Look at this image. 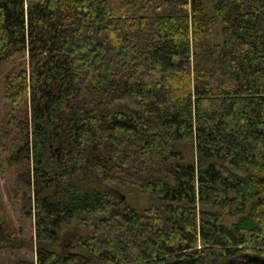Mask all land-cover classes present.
Listing matches in <instances>:
<instances>
[{
  "label": "trees",
  "instance_id": "trees-1",
  "mask_svg": "<svg viewBox=\"0 0 264 264\" xmlns=\"http://www.w3.org/2000/svg\"><path fill=\"white\" fill-rule=\"evenodd\" d=\"M211 4L0 0L4 96L30 104L0 122L34 194L37 261L16 264H263L264 0ZM131 188L148 206L112 214ZM74 221L88 231L57 252ZM0 233V249L25 246Z\"/></svg>",
  "mask_w": 264,
  "mask_h": 264
},
{
  "label": "rangeland",
  "instance_id": "rangeland-1",
  "mask_svg": "<svg viewBox=\"0 0 264 264\" xmlns=\"http://www.w3.org/2000/svg\"><path fill=\"white\" fill-rule=\"evenodd\" d=\"M207 5V12L212 14L213 7L211 0H205ZM110 7L115 14L119 12V0H110ZM214 32H218V26H215ZM217 41H220L218 36ZM22 57H18L21 59ZM11 65L7 63L0 64V122L7 125L10 130L15 129V121L12 117L24 118L30 115V104L26 97L12 106L4 96L5 76L10 70ZM121 109L133 112L137 106L132 101L122 103ZM189 155L191 154L188 151ZM10 152L0 149V232L6 234H13L21 241H24L25 246L20 249H0V264H16L21 260L37 261V253L35 246H32V239L36 236L35 224L32 219H29L22 213V206L24 200L29 202L27 196H33L32 189L28 188L27 196L24 198L22 192L23 184L20 182V173H22L21 166L9 165L8 159ZM123 192V193H122ZM115 192L113 197L114 205L112 206V214L116 213L121 207L125 205H132L137 208H144L148 206V201L145 195L138 188H131L130 191ZM125 204L122 202L125 201ZM33 207V205H32ZM233 220L229 217L226 222L230 224ZM88 230L83 224L77 221L71 224L64 225L61 229L60 240L52 246L57 252L66 253L74 251L73 243L77 236L85 234ZM1 239V233H0ZM251 253L241 254L218 261L216 264H240L245 261ZM253 255V254H251Z\"/></svg>",
  "mask_w": 264,
  "mask_h": 264
},
{
  "label": "water",
  "instance_id": "water-1",
  "mask_svg": "<svg viewBox=\"0 0 264 264\" xmlns=\"http://www.w3.org/2000/svg\"><path fill=\"white\" fill-rule=\"evenodd\" d=\"M256 260V258H250V261H254ZM263 264H264V261L262 260Z\"/></svg>",
  "mask_w": 264,
  "mask_h": 264
}]
</instances>
